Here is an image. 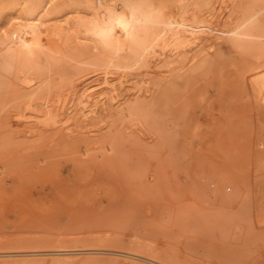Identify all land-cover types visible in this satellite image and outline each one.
Returning <instances> with one entry per match:
<instances>
[{
	"label": "rangeland",
	"instance_id": "1",
	"mask_svg": "<svg viewBox=\"0 0 264 264\" xmlns=\"http://www.w3.org/2000/svg\"><path fill=\"white\" fill-rule=\"evenodd\" d=\"M262 75L264 0H0V264H264Z\"/></svg>",
	"mask_w": 264,
	"mask_h": 264
},
{
	"label": "bare ground",
	"instance_id": "2",
	"mask_svg": "<svg viewBox=\"0 0 264 264\" xmlns=\"http://www.w3.org/2000/svg\"><path fill=\"white\" fill-rule=\"evenodd\" d=\"M94 4H96V2H94ZM123 12L124 11L120 12L119 14L118 13L117 14H114V16L112 18H110V19H112L111 22L114 23V25L116 24V26L120 30V34H118L119 36H117V38L115 40L119 39L120 41H122V44L124 43L123 41H125L129 35H131V34H138L139 31H142L143 30L142 27H141V24L142 23H141L140 18L136 17L132 13L127 14V13H123ZM79 19L80 18H78V20ZM29 21L30 22L32 21V22H41L42 23V21L40 20L39 17H32V18H30ZM145 21L147 22L148 20H145ZM86 22H88L87 19H86ZM89 23L90 22H88V24ZM80 24H81V22H80ZM109 24H111V23L110 22H107L106 20L102 21L100 19H97V20H95V21L92 22V24H91V26L89 28L95 35H97L100 38L101 42L103 44H105L106 46H109L110 45V42L112 40V37H113L114 33L116 34V31L114 33L111 32L110 26H112V25H109ZM20 25H22V24L20 23ZM183 25H187V24L184 23ZM22 26L24 27L25 33L27 32V34L24 35V34H19V32H15V34L13 36L14 40H16V42L18 43L17 52L20 53V54H23L24 56H26L25 58L32 57V56H37V57L40 56L41 55L40 51H38L37 49H35L34 46L30 45L29 44V40H30V38H33L35 35H38L37 34L38 33L37 31H41V29L40 28L35 29L33 27V25H31V24H28V25L23 24ZM116 26H113V27L115 28ZM115 30H116V28H115ZM156 30H158V29L156 28ZM143 31H148V34H150V32L152 31V29L150 31L148 29L147 30H143ZM179 31L180 32L189 31V29L184 28V26L183 27L181 26L180 28H178L177 32H179ZM50 32H52V31H50ZM153 32L154 31H152V33ZM117 33H119V32L117 31ZM152 33H151V35H152L151 38H153L154 35L156 37V34H154L155 32L153 33L154 35ZM114 37H115V35H114ZM148 37L149 36H147V38ZM175 38L178 39L179 38V35L177 34L175 36ZM119 40H117V41L120 43ZM151 41H152V39H151ZM112 42H113V40H112ZM184 42L186 44L189 41L188 42L187 41H184ZM113 43H115V42H113ZM122 44H120L121 47H122ZM114 45H116V44H114ZM111 46L112 45H110L109 47H111ZM112 48H113V46H112ZM253 80H254V82L256 81L255 82L256 85H258L262 90H264V75H262V77L260 79L259 78L258 79L257 78H254Z\"/></svg>",
	"mask_w": 264,
	"mask_h": 264
}]
</instances>
